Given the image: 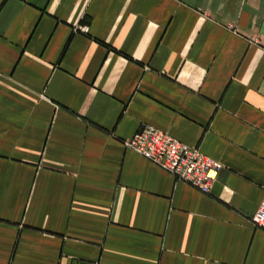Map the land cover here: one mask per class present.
Here are the masks:
<instances>
[{
  "label": "crops",
  "instance_id": "0c3cea01",
  "mask_svg": "<svg viewBox=\"0 0 264 264\" xmlns=\"http://www.w3.org/2000/svg\"><path fill=\"white\" fill-rule=\"evenodd\" d=\"M263 198L264 0H0V264H264Z\"/></svg>",
  "mask_w": 264,
  "mask_h": 264
},
{
  "label": "built area",
  "instance_id": "2783aa9c",
  "mask_svg": "<svg viewBox=\"0 0 264 264\" xmlns=\"http://www.w3.org/2000/svg\"><path fill=\"white\" fill-rule=\"evenodd\" d=\"M84 31L89 32V28H84ZM125 143L159 167L205 193L211 191L221 169L220 163L198 149L151 126H144ZM252 220L256 226L264 228V198Z\"/></svg>",
  "mask_w": 264,
  "mask_h": 264
}]
</instances>
